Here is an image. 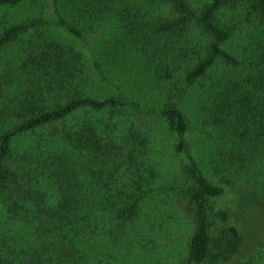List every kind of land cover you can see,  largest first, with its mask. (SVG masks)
I'll list each match as a JSON object with an SVG mask.
<instances>
[{"label":"trees","instance_id":"obj_1","mask_svg":"<svg viewBox=\"0 0 264 264\" xmlns=\"http://www.w3.org/2000/svg\"><path fill=\"white\" fill-rule=\"evenodd\" d=\"M261 181L264 0H0V264H225Z\"/></svg>","mask_w":264,"mask_h":264},{"label":"rangeland","instance_id":"obj_2","mask_svg":"<svg viewBox=\"0 0 264 264\" xmlns=\"http://www.w3.org/2000/svg\"><path fill=\"white\" fill-rule=\"evenodd\" d=\"M85 38L89 40V35ZM75 42L82 48L83 52L88 54L83 42ZM158 134L160 141L157 145V153L159 154L157 165L161 170L159 183H178L182 177L183 167L186 162L184 154L178 153L179 155H176L177 153L174 151L175 140L164 128L159 127ZM197 136H199L198 133L194 137ZM198 151L200 154L203 153L205 155L206 148L204 145H200ZM255 188L254 191L243 192L241 194L243 205L239 208L231 206V209H228L230 216L228 222L235 224L240 229L243 238L239 251L225 264H264V181H261ZM167 191V195H161L162 201L167 203V205H162V208L170 211L180 210V207L182 208V205L186 202L183 192L175 190ZM228 196L225 199L221 198L220 200L213 201V206L219 205L227 209L226 199ZM187 220L186 217H183L182 226L180 228H177L179 227L177 226L172 229L174 232H178L179 239L176 241V246L181 248H184L185 240L190 232V225L186 222ZM216 222L218 231L222 225H219L221 223L220 221ZM157 248H162V245ZM164 255L166 254L164 253ZM177 263L172 262L171 264Z\"/></svg>","mask_w":264,"mask_h":264}]
</instances>
